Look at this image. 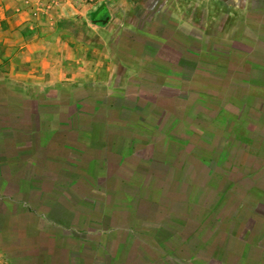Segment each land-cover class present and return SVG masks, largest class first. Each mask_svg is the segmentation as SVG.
Masks as SVG:
<instances>
[{
  "label": "crops",
  "instance_id": "obj_1",
  "mask_svg": "<svg viewBox=\"0 0 264 264\" xmlns=\"http://www.w3.org/2000/svg\"><path fill=\"white\" fill-rule=\"evenodd\" d=\"M41 1L0 0V202L20 211L42 209L54 225L69 226L80 222V214L85 217L87 193L83 189L81 202L78 194L91 184L87 177L117 165L123 146L125 154L132 152L128 131L111 124L107 107L112 101L145 93L150 97L151 83L159 88L173 79L179 86L189 82L197 88L192 83L213 84L215 78L195 76L192 50L199 39L183 34L188 42L182 45L181 18L174 16L177 22L168 36L166 23H155L153 17L165 16V8L136 0L94 7L79 2L74 8L61 0L48 16L33 18L31 12L45 4ZM117 8L125 10L120 21ZM241 9L235 25L225 21L219 31H205L206 45L219 39L228 51L236 47L238 56L263 63L264 1ZM183 70L191 76L182 75ZM149 99L141 103L152 104Z\"/></svg>",
  "mask_w": 264,
  "mask_h": 264
},
{
  "label": "trees",
  "instance_id": "obj_2",
  "mask_svg": "<svg viewBox=\"0 0 264 264\" xmlns=\"http://www.w3.org/2000/svg\"><path fill=\"white\" fill-rule=\"evenodd\" d=\"M104 23V20L99 21L101 25ZM193 45L197 48L200 47L199 52L196 53L195 66L197 71L195 76L204 81L210 76L209 70L213 74L217 72L218 75L216 76L218 77L213 79V84L208 82V85L204 84L195 88L190 86L189 82L179 86L176 81L170 79L164 83L165 85L157 88L158 91L156 90L150 95L154 101L150 105L141 103V101L147 102L150 98L145 93L142 97L138 96L134 99L128 97L114 99L111 105L107 107L113 115L111 116V124L116 126L119 131H128L127 137L122 134L119 139L124 136L127 139L128 146L130 141L134 142L132 151L135 157L129 155V153L125 154L126 148H122L124 149L122 153L119 152L117 155L118 162L124 165V162L128 159L132 162V165L135 163V169H137L135 172L142 171L149 179L158 178V182L156 181L152 185L147 181L138 186L134 192L135 195L131 194L132 198L127 199L130 203L134 200V205H130L132 214L137 212L139 208L144 209L150 205L159 206L161 210H167V208H170L168 205H172L171 202L175 203V209L184 212L177 219L173 220L169 216L164 221L165 225L160 241L165 243V254L153 251L156 254L151 260L146 261L139 255L141 258L138 262H130L127 259L124 261L122 259L124 258L123 255H119L117 250L114 254H110L108 248L106 249L104 245L105 242L99 236L94 235V230L88 229L86 225L81 226L77 222H73L69 226L54 225L41 214L42 209H23L21 211L24 216L26 215L30 221L33 219L38 222L36 233L33 234L36 235L35 238L39 237L41 245H45L44 251H46V254L43 255L51 258V261H48L42 256L44 259L42 258L41 264H146V262L152 264L156 260L160 261V264H264V212L259 210L258 213L254 208V204L255 206L261 205L264 211V202L259 200L264 188L256 185L250 178L252 173L264 168V159L261 163L255 164L254 171L236 177L232 183L218 185L219 193L211 198L210 196L208 198L201 197L199 191L201 189L206 191V185H202L197 180L190 181V176L181 174L182 168H179L175 177L172 178L175 164L181 161L180 166L183 167L184 163L187 162L186 156L191 154L188 152V155L183 153L181 155V147L185 145L189 147L204 145L197 138L195 142L192 136L194 132L192 133L191 125L200 128L203 125V122L199 120L194 121L195 124L191 123L193 121L189 120L188 117L193 113L192 111L199 113L196 115L197 117L206 116L212 111L216 114L232 111L235 121L242 122L244 128L242 133H244L246 127H250L251 122L264 131V62L256 63L253 59L238 56L236 47L229 46L233 50L228 51L226 48L227 43L219 39L210 41L208 45L203 47L199 43H193ZM186 60L188 61V58ZM183 71L181 74L185 77L191 76L188 71ZM240 101L243 104L237 105ZM251 101H255V105L250 104ZM146 107H148V112H144ZM154 108L165 112L167 116L164 121L168 120L169 123L158 125L152 122L153 119L149 115L153 116L154 114L155 117H158L154 113L156 111H151ZM105 110L106 108H103L102 112ZM242 110L244 116H240ZM85 111L92 112L93 110L85 108ZM102 112L99 111L100 114ZM224 117L228 118V115L224 114ZM109 121L110 119H108ZM92 122L87 120V123ZM186 122H189L190 125L185 124ZM210 122L212 124L207 125L212 127L214 123L212 116ZM70 123L72 124V122ZM183 123L188 132L181 137L180 131ZM193 129H195L194 126ZM143 132L148 135L152 133L155 138H162L157 141L145 138L142 142L138 138L140 136L138 133ZM232 132L235 133L234 128ZM177 135L179 138L181 137L179 140L174 138ZM170 155H175L177 158L172 162L169 160L167 165L169 171L161 172L148 166L150 161L155 160L157 162V158L163 161ZM248 155L250 156L251 153L249 152ZM190 160L189 163H192V159ZM138 161L140 165H138ZM243 165L245 166V164ZM108 172L106 175H109L110 179L114 176L113 181L116 180L114 182L118 184V170L111 167ZM217 176L221 177L222 174L217 171ZM120 185H127V181L121 178ZM232 185L233 189L227 191L229 186ZM262 186L264 187V185ZM242 188H245L243 191L246 192L243 201L237 198V193ZM145 192L147 196L144 194ZM121 194H124V192ZM162 194H166L164 199L168 200L165 203L163 199L164 204L160 203ZM228 196L232 200L228 199ZM229 204L232 205L229 208L230 210L226 208ZM0 205L6 208L5 212L12 218L13 216L21 218V212L16 215L18 208L15 204L0 202ZM240 205L250 207L249 211L246 213L241 212L238 215ZM1 214L5 215L4 213ZM115 214L119 216L118 212ZM131 215L127 212L129 218ZM98 216L101 217V214ZM15 224L17 227H15ZM15 224L11 229L13 233H11L16 234L18 238H22L20 233L27 236L29 230L26 229V226H23L22 221L16 220ZM134 225L136 228H140L136 224H133L132 227ZM19 229H22V232H19ZM136 230L143 233L145 227L142 230ZM153 231L157 233L158 230L153 229L149 232ZM5 233H8V231L3 232V234ZM123 234L126 236V233L123 232ZM28 236L31 235L28 234ZM175 239H179L180 243H176ZM143 243L141 239L136 241V247L133 248L136 255L141 254L140 248L151 250L152 246L147 244L143 246ZM115 245L117 246V243ZM74 253H77L76 260L73 256ZM178 259L183 261H178Z\"/></svg>",
  "mask_w": 264,
  "mask_h": 264
},
{
  "label": "rangeland",
  "instance_id": "obj_3",
  "mask_svg": "<svg viewBox=\"0 0 264 264\" xmlns=\"http://www.w3.org/2000/svg\"><path fill=\"white\" fill-rule=\"evenodd\" d=\"M60 1L61 0H43L41 1L45 3L43 7H41V9H34V11L31 12V15H34L33 18H37V16L40 15L48 16L51 10L56 7L57 3ZM69 1L71 2V5L74 6V8L77 7L76 5L79 2L84 7H94L101 3L109 4V2H113V0ZM114 1L117 2L120 0ZM136 1H144L146 6L153 7L154 9H156L157 5L158 7H160V9L165 8V16H162V14H158L153 17L155 23L161 21H164L166 23V29L164 31L165 35L168 36L170 33L173 32L174 26L177 22L174 19V16H177L182 19V36L183 34H189L191 32V34L195 35L199 39V44L203 47L206 45V42L204 40L205 31L215 33L216 31H219V29L221 28V24L223 22L225 23V21L230 26L235 25L234 23L238 20L235 15L242 11L241 6H250L254 0H164V2H162V4L165 3L163 7L161 6V3H157L158 0ZM115 12V18L118 21L122 20L123 16H125V10H123V8H117ZM172 14L174 15L172 16ZM228 15L229 18H227ZM136 21L137 19L134 18L135 23ZM41 22H44V20L42 19ZM89 23L91 25H87V28L92 29L93 24L91 22ZM190 24L192 26H195L196 29L190 31ZM30 25L32 24L27 25L28 27L26 28V31L30 30ZM181 40L182 45L183 43L188 42L184 39V36L181 37ZM199 49L200 47H196V50L192 51H194V53L196 54L197 52H199ZM189 51L190 50L188 48L183 47V52L188 53ZM166 53H170L172 55V51L166 50ZM216 73H212V76L215 79L218 77L216 76L218 75ZM209 75L211 74L209 73ZM192 84L201 86L200 83L196 82ZM156 90L158 91L154 83H151L149 88L147 89L149 93H154V91L156 92ZM149 100L151 102H154L153 99ZM242 104L243 102L241 101L237 103V105ZM151 111H156L154 113L158 115V117H155L154 114L153 116L149 115L150 118L153 119H151L152 122H154L155 124H166V122H168V120L164 121V118L166 119L167 116L165 115V112L159 111L158 109L156 110L155 108ZM144 112H148V107H146ZM192 112L193 113L190 115V117H188L189 120L193 121L191 122L192 124H195L196 122L194 123V121L198 120L203 122V125H201L202 128L195 127V125H193L195 128L193 129V126L191 125L192 133L194 132L192 136L194 137L195 142L197 138L198 140H201L204 145L199 147H189L185 145L181 147V155L182 153L188 155V152H190L191 154L190 156H186L187 162L184 163L183 167L180 166L182 163L181 161L175 164V166L173 167L174 176L172 175V178L175 177L176 171L179 168H182L181 174L183 176H190V181L197 180L202 185H206V191H202V189L199 191L201 197L204 196L205 198H208L210 196L211 198L219 193L218 185L221 186L222 184H226L229 182L232 183L236 177L241 176L242 174H245L247 172L254 171L255 164L261 163L263 161L264 131H262L259 127L255 126V123L251 122L250 127H246L244 133H242L244 129L242 127V122L235 121L234 113L232 111H224V113L220 112L219 114H216L214 111H212L206 116L201 115L199 117L196 116L197 114H199L198 112ZM224 114L228 115V118H223ZM211 116L214 122V126L212 125V127L207 125L212 124L210 122ZM240 116H244L243 110L241 111ZM185 124L190 125L189 122H186ZM185 124L183 123V125L181 126V137L185 136V134L188 132L186 131ZM233 128L235 130V133L232 132ZM138 134L140 135L138 138L142 142H144L145 138H149L150 140L153 139L156 141L162 138H155L152 133L151 135L149 134L150 136L148 134H145V132ZM174 138H176L177 140L180 139L178 135L174 136ZM123 148H125V146H123ZM249 152L251 153L250 156L248 155ZM129 155L135 157L133 151L129 153ZM252 156H255V158H253ZM176 158L177 156L175 155L167 156L166 159H163V161L158 160L157 158V162L155 160H152L150 161L148 166L150 168H154L155 170L164 172L169 168V166H167L169 160L172 162ZM190 159H192V163H189V161H191ZM182 160H184V158H182ZM134 164L135 163H133L132 165V162L128 161L127 159L126 162H124V165H121L120 162H118L117 160V165L111 164L110 168H102L103 170H100V172H102L100 176L98 174L95 177V174L92 175L91 173V176L93 177H87V181H90L91 184H87L85 186L86 188L80 189V193L78 194L80 202L83 197L85 198V195L87 196V198H85V217L80 214V222L78 224H81V226L86 225L88 229L94 230L93 234L99 236L101 240L105 242L104 245L106 246V249L108 248L107 250L110 254H114V252L117 250L119 255H123L124 258L122 259H124V261H126L125 259H127L130 262H138L141 257L146 261L151 260L156 254L153 251H157L159 254H165V243L160 241L165 225L164 221L169 216L173 220L177 219L178 216H181L182 213H184L179 209H175V203L170 201L172 205H168L170 208H167V210H161L159 206L155 207L150 205L146 206V208L143 207L144 209L139 208L137 212L133 213L134 216H132L133 214L132 211H130L132 210L130 208V205H134V200L132 201V203L127 201V199L132 198V196L130 195H135L134 192L136 191L137 187L141 186L147 181H149V184L151 185L154 184V182L156 181L158 182L157 177L149 179L147 178V176L144 175L142 171L135 172V170L137 169H135ZM142 164L144 165V163ZM243 164H245V166ZM138 165H140L139 161ZM111 167H113L114 170H118V177L116 176L117 178H119L118 184H115L114 181L116 180L113 181V179L115 178L114 176H112V179H110L109 175H106L109 173V169L111 170ZM97 171H99V169ZM217 171L222 174L221 177L217 176ZM97 176H99V178ZM121 178L127 181V185H120ZM250 178L256 185L261 188H264L262 186L264 185V168L252 173ZM233 185L229 186L227 191H229L231 188L233 189ZM83 189L87 193L84 196H82L81 193ZM243 190H245V188H242V190L240 189L238 193L236 192L237 198H240L242 201L246 196V192H244ZM123 192L124 194H121ZM144 194L147 196L146 192ZM165 195L166 194H162V197L160 199V203L162 204H164L162 201L165 200ZM223 196H225V194H223ZM227 198L232 200L230 196H228ZM76 199L77 198H75V200ZM259 200H262V202H264V191L260 195ZM110 201L111 204L109 205ZM167 201L168 200H165V203ZM75 203H77V200ZM231 206L232 205L229 204L226 206V208L230 210L229 208H231ZM254 208H256L257 212L259 210L264 212L261 205L255 206L254 204ZM249 209L250 207H246V205H240L237 214L239 215L241 214V212L246 213L249 211ZM4 210L6 211V208L1 206L0 213H4L5 215L0 214V264H41V260L43 258L42 256L48 259V261H51L50 257L43 255L44 253L46 254V251H44L45 245H41L40 239H38L39 237L35 238L36 235L33 234L36 233L35 230H37L36 227L38 225V222L34 221L33 219L30 221L26 217V215H23L22 211L20 210H16V215H18L17 213L21 212V218H18V216H13L12 218ZM117 212L119 213V216L115 214ZM127 212H129L130 215L132 214L130 218L129 216H127ZM99 214H101L102 220L101 217L98 216ZM16 220H21L22 224H24L23 226H26V229L29 230V232H27L26 234L27 236H24L23 233H20L22 234V238H18L16 234H12L13 232L11 231V229L14 227ZM133 224H136L140 228H136L135 225L134 227H132ZM15 227H17L16 224ZM143 227H145V231H143V233L137 232L136 229L142 230ZM153 229H157L158 231L160 230V232H149ZM21 230L19 232H22ZM4 231H8V233L3 234ZM123 232L126 233V236H124ZM28 234H30L31 236H28ZM140 239L144 242L143 246L147 244L148 246L152 247L151 250L140 248L141 254L136 255L134 252L135 249L133 250V248L136 247V241H139ZM175 242L180 243L179 239H175ZM116 243L117 246L115 245ZM139 255L141 257H139ZM73 256L76 260L77 253H74ZM181 260L182 259H178V261ZM159 262L160 261L156 260L152 264H160ZM146 264H148V262H146Z\"/></svg>",
  "mask_w": 264,
  "mask_h": 264
}]
</instances>
